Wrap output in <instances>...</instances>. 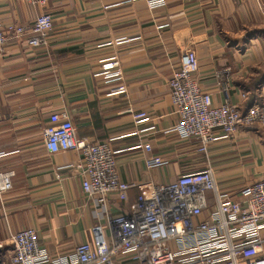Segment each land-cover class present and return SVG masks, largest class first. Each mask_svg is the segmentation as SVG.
Instances as JSON below:
<instances>
[{
  "label": "crops",
  "instance_id": "crops-1",
  "mask_svg": "<svg viewBox=\"0 0 264 264\" xmlns=\"http://www.w3.org/2000/svg\"><path fill=\"white\" fill-rule=\"evenodd\" d=\"M42 13L52 18L46 45L19 41L0 55V173L13 174L0 196V262L22 231L35 232L41 255L55 264H78L74 250L91 243L97 223L110 237L82 192L81 156L44 147L53 113L68 116L78 140L108 144L119 179L132 185L127 202L109 200L111 218L182 174L210 170L218 192L238 203L240 191L264 177V128L240 126L232 137L216 130L205 156L195 140L171 131L178 117L167 88L191 50L195 81L212 105L264 106V0H46L43 7L0 0V27L30 25ZM138 113L145 118L134 120ZM204 199L201 219L215 205L212 193ZM180 241L170 248L178 252Z\"/></svg>",
  "mask_w": 264,
  "mask_h": 264
},
{
  "label": "built area",
  "instance_id": "built-area-1",
  "mask_svg": "<svg viewBox=\"0 0 264 264\" xmlns=\"http://www.w3.org/2000/svg\"><path fill=\"white\" fill-rule=\"evenodd\" d=\"M30 7H43L46 0H23ZM150 7V3L146 2ZM52 30L47 13L35 16L30 25L0 27V55L10 43L25 41L28 47H44ZM198 61L191 50L182 52L179 64L167 80L172 107L178 117L171 131L180 139H193L198 152L206 156L218 130L226 137L240 126L264 128V106L253 105L245 112L229 104L214 106L209 94L197 86ZM228 78L229 70H224ZM138 113L134 120H143ZM43 130L49 154L77 152L81 156V189L101 211L97 220L110 225L108 238L97 223L91 243H81L74 253L78 264H247L260 257L264 264V177L240 191L238 203L219 193L210 170L187 173L174 181L154 186L139 194L129 213L111 218L109 200L127 202L131 184L122 182L113 152L104 142L89 143L76 138L75 128L65 113H53ZM13 174L0 173V196L11 188ZM212 193L214 209L201 219L204 194ZM181 237L180 250L169 244ZM12 255L0 264H55L41 255L35 232L22 231L11 238Z\"/></svg>",
  "mask_w": 264,
  "mask_h": 264
}]
</instances>
